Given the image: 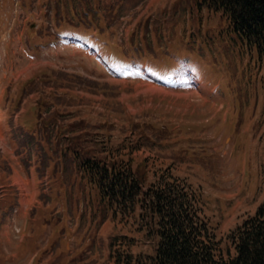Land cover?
<instances>
[{
  "label": "rangeland",
  "instance_id": "obj_1",
  "mask_svg": "<svg viewBox=\"0 0 264 264\" xmlns=\"http://www.w3.org/2000/svg\"><path fill=\"white\" fill-rule=\"evenodd\" d=\"M114 2L106 27L101 14L82 17L81 0H0V264H114L110 236L123 242L117 250L131 237L132 252L150 251L136 214L114 216L95 184L52 174L48 144L44 173L36 148L22 168L29 154L16 136L27 119H56V137L76 132L107 161L130 159L145 183L167 171L185 178L216 227L218 258L234 254L230 229L264 198V64L255 49L193 0ZM74 121L75 131L64 127Z\"/></svg>",
  "mask_w": 264,
  "mask_h": 264
},
{
  "label": "trees",
  "instance_id": "obj_2",
  "mask_svg": "<svg viewBox=\"0 0 264 264\" xmlns=\"http://www.w3.org/2000/svg\"><path fill=\"white\" fill-rule=\"evenodd\" d=\"M81 1L85 6L81 13L85 20L90 16L91 21L98 22L97 14H101L103 26H111L112 18H115L111 14L115 9L114 0ZM193 3L219 12L227 22L226 28L235 38L254 48L257 58L264 64V0H193ZM54 10L60 15L59 4L54 5ZM100 29L103 30L102 25ZM156 37L161 41L159 35ZM80 123L74 121L64 127L75 131ZM57 124L56 119L43 126L34 121L30 131L16 136L18 147L29 154L24 166H28L31 151L36 148V170L44 173L49 161L55 158L52 174L62 170L63 180L69 183H74L71 177L77 176L79 183L84 179L86 183L95 184L99 197L107 201L114 216L118 213L136 214L140 231L150 243V251L132 252L134 239L131 237L125 243V252L117 250L116 246L123 242L117 241V236H110L108 245L111 256L113 251L115 253L114 264H264V198L253 214L230 229L228 239L234 254L228 251L227 258H218L216 227L204 213L199 189L185 178L174 177L170 171L145 183L146 174L134 167L130 159L107 161L96 150L86 147L76 132L71 137L63 133V139L58 138L54 134L62 128ZM46 144L51 150V159L45 152ZM55 220L58 221V217Z\"/></svg>",
  "mask_w": 264,
  "mask_h": 264
}]
</instances>
